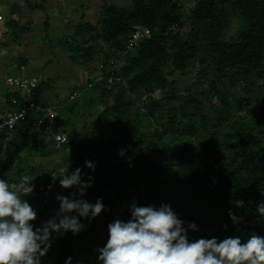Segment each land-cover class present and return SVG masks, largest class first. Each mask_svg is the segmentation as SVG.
I'll use <instances>...</instances> for the list:
<instances>
[{
  "label": "trees",
  "instance_id": "trees-1",
  "mask_svg": "<svg viewBox=\"0 0 264 264\" xmlns=\"http://www.w3.org/2000/svg\"><path fill=\"white\" fill-rule=\"evenodd\" d=\"M99 8L95 23L80 19L56 42L73 63L89 66L99 60L107 68L110 60L116 63L103 72L113 71L119 81L97 82L86 88L88 96L78 93L64 100L65 112L81 113L82 129L67 134L56 115L55 129L67 134L58 147L28 124L0 135V178L15 182L28 175L34 189L50 183L59 188L57 195L68 196L75 189L52 183L51 173L81 168L85 180L93 177L84 198L93 203L101 198L105 205L91 223L82 219L86 227L79 234H54L42 264H65L69 256L72 264H98L97 249L107 242L108 224L130 219L133 202L169 204L185 227L197 225V231L187 232L190 241L239 236L243 243L253 232L264 236V219L257 214L264 201V0H194L188 14L178 0H129L125 5L101 0ZM186 19L189 31L183 35ZM232 19H238L239 27L236 38L227 39L225 28ZM143 27L149 36L131 51L127 36ZM195 62L208 88L190 84L179 89L169 77L186 75ZM241 80L246 82L241 85ZM249 84L254 87L242 93ZM43 85L39 78L36 100ZM3 96L1 109L21 108L10 101L21 98L17 92L6 90ZM203 96L217 102L208 104ZM86 111L96 113L89 127L110 136L91 137L88 148L72 146L79 130V135L88 131ZM156 112L158 131L152 133L147 128ZM53 155L57 160L49 168L32 163ZM85 160L95 162L94 172L85 168ZM54 188L46 203L27 197L37 211L34 227L55 215ZM229 211L239 217L237 223Z\"/></svg>",
  "mask_w": 264,
  "mask_h": 264
},
{
  "label": "clouds",
  "instance_id": "clouds-1",
  "mask_svg": "<svg viewBox=\"0 0 264 264\" xmlns=\"http://www.w3.org/2000/svg\"><path fill=\"white\" fill-rule=\"evenodd\" d=\"M118 154L123 156L124 150ZM84 166L95 170L93 161L85 160ZM51 174L52 183L75 191L57 195L55 215L39 227L32 223L37 211L27 200L34 191V179L28 175L15 182L0 178V264H42L54 234H79L86 227L82 219L91 223L104 210L101 198L94 203L84 198L93 177L85 180L81 168L69 173L67 167ZM129 212L127 221L115 219L108 224L107 242L97 249L98 264H264V236L255 232L243 243L239 236L219 242L217 238L190 241L187 232L197 231V225L191 222L185 227L169 204L155 207L133 202ZM257 214L264 219V201L257 205ZM228 215L233 224L238 222L231 211ZM65 264H72V257Z\"/></svg>",
  "mask_w": 264,
  "mask_h": 264
},
{
  "label": "rangeland",
  "instance_id": "rangeland-1",
  "mask_svg": "<svg viewBox=\"0 0 264 264\" xmlns=\"http://www.w3.org/2000/svg\"><path fill=\"white\" fill-rule=\"evenodd\" d=\"M12 1L13 3L18 1L21 5L24 0ZM107 1L108 3L122 5L128 4L129 2V0ZM178 1L181 9L188 14L194 0ZM100 2L101 0H27V3L32 6L27 7L26 5V9L19 10V13H12V15H6L5 17L1 16L0 19V92L10 90L6 88L5 78L7 76L21 74L20 66L24 65L26 72L34 74L40 80L44 81L40 100L44 103V106L56 110L58 117L64 121L61 128H64L67 134H70L74 129H82L83 119L81 113H78L75 109L71 111L72 113L69 112L70 114L65 112V105L63 104L66 101L64 100L75 90L81 97L89 95V92L86 91L85 84L93 77V69L98 67L99 60L91 62L90 67L73 63L64 53V48L58 46L56 42L63 34L70 33L73 25L80 21V19L85 18L91 23H95L98 20ZM36 7L39 8L37 9ZM1 13L5 15L4 11ZM11 19L15 23H11ZM238 27V19H232L225 28V38H236ZM13 30L15 34H11ZM138 31V36L140 37L136 43L130 47L127 44V48L131 51L137 46L141 37L149 36V33L144 34L148 31L144 27L139 28ZM188 31L189 25L186 19L180 32L186 35ZM100 58L101 56L97 57V59ZM199 68L200 64L195 62L186 75L178 74L175 77L170 76L169 79H174L172 83H175L181 90H184L190 84L195 86L196 89H200L201 87L208 88V80L197 76ZM245 82L243 80L239 81L241 85ZM253 87V84H249L247 88L242 90V93L247 91L245 94H248ZM79 96L77 98L82 100L83 98L81 99ZM203 97L208 104L217 102L215 98L210 96L209 98L206 96ZM95 103L94 107H98L101 110L102 106L99 105V102ZM60 111H63L65 114ZM92 114L95 115L96 113L94 114V111H86V125H88L86 127L88 131H85V133L82 132L79 135V132H81L79 130L78 134L72 139V146L88 148L90 146L88 141L91 137L104 135L108 138L110 136L103 129V132L98 131V126L89 127V124L93 120ZM157 115L158 113L156 112L149 118L151 121L147 128L149 132L155 133L158 131ZM138 145L142 146L143 144L139 141ZM60 154L61 152L58 153V156ZM116 159V155H114L113 161H116ZM56 160L57 156L53 155L45 160H41L40 158L35 159L32 163H42L49 168ZM1 163L0 161V165ZM59 193V188L56 186L54 188V196ZM251 216L255 217V214L252 212Z\"/></svg>",
  "mask_w": 264,
  "mask_h": 264
},
{
  "label": "built area",
  "instance_id": "built-area-1",
  "mask_svg": "<svg viewBox=\"0 0 264 264\" xmlns=\"http://www.w3.org/2000/svg\"><path fill=\"white\" fill-rule=\"evenodd\" d=\"M1 19V15H0ZM173 25L172 27H174ZM139 28H136L134 32L129 34L128 46H132L136 43L138 38ZM139 33V32H138ZM148 34V31L146 33ZM142 38V37H141ZM115 60H110V68L116 67ZM108 67V68H109ZM103 63L99 62L98 67L95 68L93 72V77L86 82V88L92 87L95 83H101L106 81L107 83L117 82L120 77L115 76L113 71L109 74L103 72L108 69ZM22 71L19 75H11L5 78L6 88L9 91L15 93L17 92L21 97L19 100L16 97L11 98L12 104H20L21 108L18 110H9L0 108V135L3 132H10L18 124H28L31 129H39L43 131L48 138L51 139L55 147L65 143L67 141V134L59 129H55L54 120L56 118V110L54 108H48L41 103V100H36L35 89L39 85V78L31 73L26 72V67L24 65L20 66ZM78 95L77 91H72L69 94V98L73 99ZM4 100V99H3ZM54 185L50 183L39 184L31 194L33 197H39L43 203H46L53 192ZM238 204H242V201H238ZM260 203H258L259 205Z\"/></svg>",
  "mask_w": 264,
  "mask_h": 264
},
{
  "label": "crops",
  "instance_id": "crops-1",
  "mask_svg": "<svg viewBox=\"0 0 264 264\" xmlns=\"http://www.w3.org/2000/svg\"><path fill=\"white\" fill-rule=\"evenodd\" d=\"M16 1V0H15ZM25 1V2H24ZM23 2H22V4L20 5L19 3H18V1H16V3H13V1L12 0H2V2H1V0H0V14H1V16H3V17H5L6 15H12V13L13 14H16V13H19V10H24V9H26V5H27V3H26V1L27 0H24ZM29 3V2H28ZM20 5V6H19ZM28 7V6H27ZM40 7V6H39ZM39 7H36L37 9L39 8ZM7 10V11H6ZM2 11H4L5 12V15L3 14V13H1ZM4 93H5V90H3L2 92H0V99L2 98V97H4L3 95H4Z\"/></svg>",
  "mask_w": 264,
  "mask_h": 264
}]
</instances>
